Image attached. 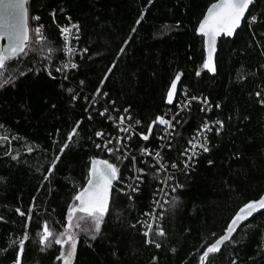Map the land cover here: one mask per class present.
<instances>
[{
  "label": "trees",
  "instance_id": "obj_1",
  "mask_svg": "<svg viewBox=\"0 0 264 264\" xmlns=\"http://www.w3.org/2000/svg\"><path fill=\"white\" fill-rule=\"evenodd\" d=\"M213 1L31 0L33 27L43 25L46 38L39 45L53 51L39 56L33 46L29 55L12 62L0 77L16 76L13 83L0 88V136L8 137L0 143L1 264H13L16 259L18 246L9 247V242L23 236L25 219L15 209H27L33 197L37 209L27 228L29 240L21 264H62L56 260L59 245L43 248L40 244L41 222L48 220L50 227L62 231L73 196L86 184L90 158L119 164L112 154L94 147L101 142L94 132L118 129L107 117L120 116L130 106V122L138 133H147L157 115L174 107L167 104L166 93L178 71L183 75L177 97L185 89L189 95L208 98L212 108L209 111L201 101L192 100L180 113L163 162L171 170L172 161L183 165L181 153L193 132L206 120L224 123L219 132L217 126L211 128L208 152L195 157L188 170H174L168 185L183 187L173 192L168 186L171 195L158 209L156 226H162L166 235H152L161 247L146 244L143 234L149 222L145 214L156 204L165 173L156 172L158 167L140 152L142 147L157 145L162 125H155L149 141L136 132L124 143L129 159L119 165L122 182H114L96 238L79 235L73 264H199L204 249L224 233L236 211L264 193V105L259 103L264 99V0H255L246 15H257L258 22L249 26L245 19L234 37L219 39L216 73L211 74L203 68L204 41L195 29ZM69 24L79 25V32L72 29L71 33L79 39L70 38L68 46L86 48V52H63L60 27ZM69 60L77 67L57 71ZM21 71L24 76L19 75ZM104 108L110 112L102 117L99 113ZM135 120L141 124L135 125ZM77 121V133L44 181L54 155ZM26 147L33 151L27 152ZM9 148L12 155L19 153L17 159L4 155ZM132 155L135 162H130ZM137 168L145 171L137 173L143 181L135 183L139 191L133 192L128 183ZM160 212L165 215L159 217ZM232 240L210 255V264H232L233 260L264 264V211L241 225Z\"/></svg>",
  "mask_w": 264,
  "mask_h": 264
},
{
  "label": "snow or ice",
  "instance_id": "obj_2",
  "mask_svg": "<svg viewBox=\"0 0 264 264\" xmlns=\"http://www.w3.org/2000/svg\"><path fill=\"white\" fill-rule=\"evenodd\" d=\"M152 0H149L151 3ZM254 3V0H216L212 3L206 13L203 15V18L199 21L197 28L195 29L196 33L199 34L206 47L207 56L203 61V68L207 69L213 73L216 72V67L214 63V53L216 51L217 40L220 37H232L238 27L241 25L242 20L247 19L249 26L251 24L258 22L257 15H251L250 17L245 16L246 12L249 9V6ZM27 0H0V77L4 76V69L8 67L12 62L17 61L20 57L29 55L33 51V46L36 41H39L41 44L45 42V37L42 34L43 25H37L34 30H30L29 27V9L26 6ZM143 16H141V19ZM34 19L39 20V17H34ZM71 18L69 17V20ZM53 21L55 22V13H53ZM141 22L140 19L136 21L137 24ZM179 26V22H177ZM71 29L79 32L78 24H69L67 26L60 27V35L64 37V47L63 52L74 55L77 51L86 52L87 49H77L76 47H69V39L78 40V35L75 37L71 36ZM135 31V29H133ZM30 32L34 34L30 35ZM53 51L52 48H47L46 53L50 54ZM123 52V49L120 50ZM50 58V56H49ZM115 63V62H114ZM76 68L77 65L72 63L70 60L66 62L62 68L57 69L63 73L64 68ZM38 70V69H37ZM48 75L52 76V71L47 69ZM28 72L33 71V69H27ZM109 72L111 69L108 70ZM181 72L175 74V78L172 79L171 85L167 91L166 100L168 103H172L174 99V94L177 88V81L181 78ZM197 75H200V72L197 71ZM20 76H24L25 72L21 71ZM67 77L65 76V79ZM107 78V77H105ZM16 80V76H10L8 78L0 79V88H3L7 84H11ZM103 80L101 84H103ZM81 83H83L81 81ZM71 91V89H68ZM101 89L97 88L96 93H100ZM107 95V93H103ZM257 97L261 95L260 92L255 93ZM76 97L74 96L73 99ZM87 99V98H85ZM192 100L201 101L202 104L208 105V108H211L209 105L208 98L206 97H191L188 100L184 101V106H188ZM93 103L96 102V97L93 96ZM115 104L114 101L110 102ZM264 105V99L259 101ZM219 107V105H216ZM108 112L107 108H104L103 111L99 113L100 116H104ZM127 114V116L125 115ZM89 119H91V114L89 113ZM109 121L113 120V117L109 115L107 117ZM126 119H131L130 106L125 108L119 116V125L120 131L124 133H130V130L133 128V124L129 123L127 126H123ZM80 121L76 122V126L71 129L68 133L67 139L60 146L59 152L54 155V159L51 162V166L47 169L48 175H44V181L49 179V175L53 172L54 167L59 162L61 155L65 152V149L69 147V142L73 140V135L77 133V127L79 126ZM135 125L141 124L140 120L134 121ZM223 121H211L204 122L198 131L200 133H206L211 131L210 124L217 125L216 131L219 132L220 128L223 127ZM155 125H164L163 131L165 133L169 132V128L175 129L176 124L173 123V120L165 118L163 115H157L148 124L147 133L140 132L138 135L144 140L149 141L150 136L153 134V126ZM106 134L103 130H97L94 132V136L97 138H103ZM163 138V137H162ZM131 135L120 137H115V144H113L112 139H101L100 143H95L94 147L106 151L109 154H112L113 158L119 162L112 163L108 159H100L97 157L90 158V168L88 169V177L86 180L85 186L81 187L73 196V203L68 207L66 215V223L62 226V231L57 232L52 227H50L48 220H43L41 222V229L38 231L39 242L43 248L51 247L52 244L59 245L60 250L59 254L56 257L57 261H61L62 264H73V259L76 253L77 242L79 235L82 233L86 236H90L92 239L96 238V235L101 230V225L104 222V217L108 211V205L110 200V195L113 189V183L122 182V174L120 164H123L125 159H129L128 147L122 143L123 141L130 140ZM7 136H0V143L7 141ZM190 148L186 149L181 153L182 156L186 157L183 160L184 168L182 171L188 170L191 165L189 161H194V157L200 154V150L204 152L209 151L207 146V135H204L203 141L196 137L194 140L187 141ZM198 145V148H197ZM163 147L171 148L172 144L163 145ZM27 152H32L31 147H26ZM140 152L145 155H152L147 147L140 148ZM4 155L11 156L12 159H17L19 153L12 155V149L9 148L5 151ZM156 160L159 161L161 153L159 151L155 152ZM136 157H130V162H135ZM209 164L212 163L211 160L208 161ZM127 168L128 166L125 165ZM164 165H161L160 168L156 169V172H159L163 169ZM171 168L176 169L177 164L175 161H172ZM144 168H137V173H143ZM137 184L143 181L142 175H137L133 177ZM172 179V177H169ZM171 187L172 191L175 192L177 188L183 187V185H168ZM128 188L131 191H139V188L133 184H129ZM39 191V189H37ZM121 192H126L125 188L119 189ZM129 198L131 193H127ZM35 197L32 198V203L28 206L27 209L21 210L16 208L15 211L21 217L25 219V231L23 236L12 240L9 242V247L14 245L18 246V251L16 259L13 261V264H21V255L24 252L25 241L29 240V234L27 228L33 220L34 214H36L37 205L35 204ZM179 197L176 198L178 200ZM159 203V201H155ZM175 204V200L172 202ZM264 209V195L259 196L258 199H253L243 204L242 207L235 213L231 218L230 223L227 225L224 230V234L220 235L215 241L209 244L202 254L199 257V264H210L209 257L212 254H216L221 250L222 246H225L227 243H233L232 234L236 232L237 228L241 226V223L246 221L248 217H251L258 210ZM145 215H150L146 213ZM164 212L159 213V217H163ZM4 217L0 216V220H3ZM144 223L147 224V221ZM155 236L163 237L166 235L165 229L162 226L148 224L147 229L144 231L145 243L154 244L156 248H160L161 245L153 238L152 234ZM156 257H153L155 260ZM232 264H235V260L232 261Z\"/></svg>",
  "mask_w": 264,
  "mask_h": 264
},
{
  "label": "built area",
  "instance_id": "obj_3",
  "mask_svg": "<svg viewBox=\"0 0 264 264\" xmlns=\"http://www.w3.org/2000/svg\"><path fill=\"white\" fill-rule=\"evenodd\" d=\"M30 2H31V0H29V2H28V9H29L30 17H31V13H30ZM31 19H32V17H31ZM32 29H33V24H32ZM71 33H72V29H71ZM47 69H49V68H47ZM191 97H196V96L189 95L188 92L185 89H183L182 90V95L179 96V97H177V99L175 100L174 107L171 110L167 111V113L165 115H163V116H165V118H167V119L173 120V123L174 124H177L179 122L178 121V117H179L180 113H182L184 110H186L187 108H189V105L186 106V107L184 106V101L188 100ZM205 106L208 107V105H205ZM211 108H212V105H211ZM210 109L208 108L209 111H210ZM109 112H110V110H108V113ZM125 115H127V114H125ZM111 116L113 117V120L115 121V124L117 125L118 129L116 128V130L112 131L111 133L110 132L107 133L101 139H112L113 144H115V137H117V136L124 137V136L131 135V138H132L135 135L136 132L138 133V129L134 126V124L132 122H130L129 119H126L125 120L123 126H127L129 123L133 124V128L130 130V133H124V132L120 131L119 129H120L121 126L118 123V121H119V115H111ZM206 121L207 122H211L213 120H206ZM214 126H217V125L210 124V127L211 128H213ZM164 127L165 126L162 125L161 131L158 134L157 145L156 146H152V145L151 146H147V148L152 153V155L149 156V155L142 154L144 157L149 158L156 167L160 168L161 165H164L163 169L161 170V172H163V173L165 172L164 175H163L164 176V179H163V182H162V186H161V188L159 190V194L157 196V198H158L157 201H159V203L158 204L157 203L154 204V207L148 212V213H150V215H148L149 216V222H148V224L153 225V227H156V220H157V217H158V209L160 208V206H164V204L166 203L167 197L169 195H171L170 190L168 188V184H169L170 180H172L173 178L172 179H169V177H172V175H174V173H173L174 170H177V169H173V168H172L173 170H171L169 168V165L168 164H165L163 162L164 161L163 160V153L165 152V150L170 149V148H167V147H163V145H167L169 143L171 144L172 139H173V136H174V131H175V129L169 128V132L168 133H165L163 131ZM209 133H210V131H207L206 133H200L198 131V129H197L191 135L190 140H194L196 137H199L203 141L204 135L206 134L207 135V144H208V142H209ZM125 142H128V140H126V141H123L122 140V143L123 144ZM190 147H191V145L188 144L185 147V150L188 149V148H190ZM197 148H198V145H197ZM156 151H159L161 153V157L162 158L159 161H157L156 160V157H155V152ZM201 152H202V150H200V153ZM128 155H129V153H128ZM132 156H135L136 157V155H132ZM195 157H197V156H195ZM184 159H186V157L183 156L182 160H184ZM191 162L192 161H189V164ZM182 163H183V161H182ZM177 168L180 169V171H181V169L184 168V165L177 164ZM137 175L138 174L135 171V176H137ZM135 176H133V177H135ZM135 183H136V181L134 179H132L131 182L128 183V185L129 184L135 185ZM147 227H148V225H147Z\"/></svg>",
  "mask_w": 264,
  "mask_h": 264
},
{
  "label": "water",
  "instance_id": "obj_4",
  "mask_svg": "<svg viewBox=\"0 0 264 264\" xmlns=\"http://www.w3.org/2000/svg\"><path fill=\"white\" fill-rule=\"evenodd\" d=\"M254 1H255V0H254ZM28 2H29V0H27V4H26L27 7H28ZM214 2H216V0L213 1L212 3H214ZM212 3H211V4H212ZM211 4H210V5H211ZM210 5H209V6H210ZM209 6H208V7H209ZM251 6H252V5L249 6V9L251 8ZM207 9H208V8H207ZM249 9H248V11H249ZM206 11H207V10H206ZM248 11L246 12L245 16L247 15ZM205 13H206V12H205ZM242 24H243V20H242L241 25H242ZM241 25L238 27V29L241 27ZM238 29L236 30V32L238 31ZM236 32L234 33V35H233L232 37L235 36ZM220 38H221V37H220ZM220 38H218V40H217L216 51H215V53H214V63H215V67H216V55H217V52H218V44H219V39H220ZM204 48H205V51H206V47H205V45H204ZM206 56H207V51H206ZM179 72L182 73V71H179ZM209 72H210L211 74H215V73H216V72L213 73V72H211V71H209ZM182 75H183V73L181 74V78H182ZM174 78H175V77H174ZM174 78H173V79H174ZM181 78H180L179 81H177V88H176V91H175V94H174L173 102H172V103H168L167 100H166L167 104H169V105L174 104L175 100L177 99ZM170 85H171V84H170ZM166 95H167V93H166ZM113 186H114V183H113ZM111 194H112V192H111ZM262 195H264V193H263ZM110 197H111V195H110ZM256 199H258V198H256ZM242 206H243V205H242ZM242 206H241V207H242ZM238 210H239V209H238ZM238 210H237V211H238ZM237 211H236V212H237ZM263 211H264V209H260V210H258V211H257L256 213H254L251 217H248L246 221L242 222L241 225H243L245 222H247L248 220L252 219L253 217H255L256 215H258L259 213H261V212H263ZM234 215H235V214H234ZM234 215H233V216H234ZM233 216H232V217H233ZM230 220H231V219H230ZM229 223H230V221H229ZM229 223H228V224H229ZM239 227H241V226H239ZM239 227L237 228L236 232H234V233L232 234V237L237 233ZM223 234H224V233H223ZM221 248H222V247H221Z\"/></svg>",
  "mask_w": 264,
  "mask_h": 264
},
{
  "label": "rangeland",
  "instance_id": "obj_5",
  "mask_svg": "<svg viewBox=\"0 0 264 264\" xmlns=\"http://www.w3.org/2000/svg\"><path fill=\"white\" fill-rule=\"evenodd\" d=\"M32 24H33V21H32V19H31V17H30V14H29V27H30V30H34L35 29V27H33V29H32ZM31 34H34L33 32H30V35ZM39 41H36V43H35V45H34V47L36 48V52H37V54H39V56L40 55H42L43 53L45 54L46 53V49L47 48H45V49H43V48H41L40 47V45H39ZM54 230H56L55 228H53ZM57 231V230H56ZM57 232H59V231H57ZM81 235H82V233H81ZM84 235V234H83ZM53 245V244H52Z\"/></svg>",
  "mask_w": 264,
  "mask_h": 264
}]
</instances>
